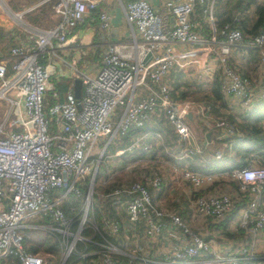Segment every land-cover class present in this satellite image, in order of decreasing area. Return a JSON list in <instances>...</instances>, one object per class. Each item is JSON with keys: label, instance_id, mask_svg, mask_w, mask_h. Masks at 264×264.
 <instances>
[{"label": "built area", "instance_id": "1", "mask_svg": "<svg viewBox=\"0 0 264 264\" xmlns=\"http://www.w3.org/2000/svg\"><path fill=\"white\" fill-rule=\"evenodd\" d=\"M99 1L57 0L52 5L59 17L57 22L39 32L22 22L23 13L33 7L9 15L14 23L11 28L15 29L11 31L14 44L6 55H0L3 113L0 116V264H258L254 261L261 260L264 264V253L254 248L255 236L264 234V158L261 162L249 159L243 167L216 175L171 167L167 179L157 169L163 166L158 160H130L119 170L109 172L103 156L107 144L130 128L142 127L154 110L163 112L178 141L191 146L179 150L180 157L200 152L193 146L187 115L201 117L203 123L212 122L204 107L174 100L165 86L160 94L151 90L137 98L136 89L142 87L147 91L172 66L181 71L190 67L208 80L218 77L220 93L231 98L227 107H232L230 102L235 101L240 111H234L239 116H244L257 103L264 105V27L254 33H243L224 24L215 31L212 7L217 0H165L156 13L146 0H126L124 4L118 0L123 6L128 38L107 43L96 73L89 76L68 65L60 52L67 45V35L78 23L87 16L94 19L91 15ZM203 4V12L208 15V37L200 33L197 21L191 18L196 6ZM110 18L109 11H99L96 15L99 28H109ZM248 50H254L257 55L252 77L242 74L240 66L230 59L233 51H237L236 57L243 55V58ZM60 66L73 69L72 74L80 80L78 110L72 87L65 90L62 99H57L53 92L55 101L43 110L45 94L53 89L49 78L53 76L57 80L62 75ZM117 107L121 108L120 112ZM100 137L105 139L103 148L90 159V150ZM142 137L137 134L130 138L114 156L138 148ZM219 156L217 153L216 157ZM119 173L128 179V184L115 185L105 194H96L101 199L109 197L116 212L123 209L126 224L118 217H111L108 209L98 205L93 196L97 175L98 184L110 185ZM168 181L185 186L183 192L189 211L201 219L220 218L231 210L234 200L242 203L236 211L234 229L242 232L244 240L236 253H222L215 243L216 236L210 238L209 233L206 238L190 231L181 214L166 212L157 205L155 197L165 191ZM220 182L233 183V193L209 192L214 183ZM69 195L78 205L74 228L73 216L67 218L61 209ZM240 199L243 201L239 202ZM95 208L100 226L93 219ZM41 216L46 224L26 223L29 218ZM164 226L180 229L188 237L187 243L170 249L164 241L168 248L161 255H148L147 248L138 255L128 253L127 242L131 245L142 236L145 243H152L153 238L163 242ZM24 227L48 231L58 245L57 255L27 251L23 235L17 231ZM138 229L139 235L134 232ZM99 230L114 240H122L123 247L104 239L103 243H97L99 249L76 251L77 243H93L92 236ZM203 252L210 257L193 259ZM71 253L76 255L75 263L68 261ZM120 256L127 257V261Z\"/></svg>", "mask_w": 264, "mask_h": 264}, {"label": "crops", "instance_id": "2", "mask_svg": "<svg viewBox=\"0 0 264 264\" xmlns=\"http://www.w3.org/2000/svg\"><path fill=\"white\" fill-rule=\"evenodd\" d=\"M36 1H39V0H19L21 5L17 6L15 4V6H17V8L16 7L11 8L9 4H8V7H10L11 10H9L7 7H5V8L8 11H11L12 14L18 13L19 10H21V9H23V10H21L20 12L23 13L26 9L32 8L34 5H31V4L35 3ZM125 1L126 0H122V3L124 4ZM146 1L152 6L153 10L159 11L165 0H146ZM0 2H1V0H0ZM40 3H41V1L37 2V5H39ZM37 5H35V6H37ZM222 6H223V2H221V4H219V3L216 4V2H215V4H213L212 16L214 17L215 20H217L218 17H220V13L223 9ZM204 8H205L204 4L201 6L197 5L196 8L194 9L193 13L191 14V18L193 21H197L198 30L200 31V33H202L204 35V37H208L209 36V28L207 25L208 15H207V13L203 12ZM15 9L17 11H15ZM101 10H107V11H109V13L111 15L109 28H107L105 30L99 28L97 22L94 19L91 20L87 16V17H85L83 22L77 24L78 26L81 25L79 28L76 29L75 28L77 26L76 25L74 27L75 29L73 28L71 30L70 34L67 35V39H66L67 45L60 52L61 58L64 61L68 62V65L72 64L73 68L80 70V71H85V72H87V74L89 76L90 75L93 76L96 73V71L99 67V64H100L101 55L105 52L107 43L114 41V40L119 41V40H125L128 38L126 26H125L126 24H125L124 16H123V6L121 5V3L118 0H101L98 2L97 6L95 8V12L91 15V17H95V15H97V13ZM41 11L40 10L36 11V9H32L30 11V13H27V12L23 13V15H22V19L24 16V19L22 21L23 24H25L29 29H32V30L37 31V32H39L42 29H48V28L54 26L59 17L56 13H54L53 9L50 10L52 12L50 13L49 16H46L45 14H43V17L40 18L43 20L44 19L47 20V22L45 23L46 26H44V25L41 26V24L38 25V23L40 22L38 15L40 14ZM169 21H170V16H169ZM0 25L5 27V28H8V29L13 28V25H14L9 14L3 12L1 9H0ZM111 28H115L113 32H112ZM111 33H113L114 35H112ZM100 34L104 35V41H101V39L99 37ZM0 40H1V42H0V55H6L8 53L9 47H11L10 45L12 44L11 43L12 39H10L9 34H7L5 36H2V38ZM79 54H80V59H78ZM79 60L81 61L82 69H79L76 66L78 64V62H80ZM234 61L236 63H238L241 70H243L245 68V65L243 63V59L241 57L237 56L236 59H234ZM254 70H255V68H254ZM254 70L252 69V74H253ZM72 71H73V69L70 70V68L64 69L63 67H60L59 73H60V75L62 74L61 76H64L66 78H71L73 81V79L76 77H74V75L72 74ZM245 72H244V74H246ZM191 74H193V75L196 74L197 80H205L208 83V85H206L204 87H201V88L197 87V90L200 89V91H203L207 87H209V89H208L209 91L207 94L210 95L211 94L210 93L211 84L214 82V80L216 78L214 77L212 80H208L200 72H197L193 69L190 70V75ZM184 75H185V73H183V71L178 70L174 66H172L171 69L169 70V72L167 73V75L163 79H161L160 81L153 83V85H150L151 88L147 89V91L143 90L142 87L139 90L136 89L137 98L139 96H142V97L146 96V94L151 90H153L156 94H160L161 87L165 86L168 89L169 94L171 95V97L174 100L194 102V104L196 106L204 107L206 109L207 115L212 117V119L214 120L213 114H211L210 106L201 97H197L194 99H185L182 97H179V98L176 97V88H177L176 85H178V84L175 83L174 76L181 77ZM51 85H53V84L50 81L49 86H51ZM70 87H72V83H71ZM182 92H184V91H182ZM218 92H219V96H220V100L222 102V105H225L227 108L224 110V112L225 111H227V112H229V111L239 112L240 111V108L236 104L235 101H231L230 104L232 105V107L228 108L227 107L228 100L231 98L228 96L222 95L219 91V88H218ZM62 97H63V93H62L61 99H62ZM135 98H136V96H135ZM120 111H121V108L117 107V112H120ZM163 115L164 114L162 111L154 110L152 113H150L148 115L149 118L143 123V125L141 127V128L146 129V130H143L141 132L132 133L131 136L129 137V139L136 136L137 134L143 135L142 139H144L148 136H151V135H155L157 137H161V136L163 137V135L165 133V128H164V126L161 125L163 123L165 125V127L168 129L167 132L169 131L168 133H169V135H171V138H172L171 143L174 146V142H175V146L179 147L177 149V151L169 150V147L168 148L163 147L164 148L163 151L168 156H170L173 160L178 161L179 159L184 157L183 155L181 157L179 156V154H178L179 150L184 148V146H185V148H188V149L191 148V146L188 143L186 145V144H183V142H180L177 140V136H176L175 131L171 127L170 123H168V121L163 117ZM195 117H198V116H193V117L187 118L188 124L189 123L193 124V121H195ZM200 120H201V117H198L197 122L203 123ZM218 127L216 126L215 128L208 129V130L204 129V131H207V132L205 133L204 137L201 140L195 139V137L193 136V142H194L193 146H197L199 151H200L199 153L193 152V153H195V155L201 154V153H203V155H204V154L208 153V148H211L212 149L211 151L213 152L212 154H214L213 157H215V159H217V160H219L221 158L220 151L216 150V147L219 144L218 140H221V139H219L220 138L219 134L221 132L220 125H218ZM211 131H215V133L212 134V136L210 134ZM124 145H126V144H124ZM140 147H141V141H140ZM122 148H119V149H122ZM119 149H117V150H119ZM138 150H136V151H138ZM217 153H220L219 158L216 157ZM126 154H128V153H126ZM113 156H114V154H113ZM190 156H193V154ZM116 158H118V157H116ZM140 159H148L151 161H153V160L160 161V163L163 164V166H164L163 169H166V173H162L163 177H166L167 179L170 176V168L171 167L185 168V169H188L192 172L203 174V175L204 174L216 175L219 173H224V172L230 171L228 169V170H224V171H221L218 173H201V172L193 171L184 165L179 164L180 166H175L171 161H169L166 158L162 159L160 157H152V158L141 157ZM208 190H209V192L220 191V190L224 191V190H226V185H224L223 183H220L219 185L217 183H214L212 185V187H210ZM233 190L234 189L232 188V192H233ZM160 197L161 196L158 197V200ZM241 204L242 203H238L237 200H234L233 205L231 207V210L228 213H226L225 215H223V217H221V219H212V218L201 219L198 216L190 213L186 204L184 206H182L178 203H173L172 204L173 209H171V210L177 211L178 209H180L179 211L181 212V217H183L187 227L192 226L193 230H196V232L201 231L202 233H204L203 237L207 238V234H209V233L211 234L210 238L216 236L215 243L221 249L222 253L234 254V253H236V251L238 249L239 243L243 242V240H244L242 232L241 231H235V229H234V225H235V222L237 219L236 211L240 208ZM157 205L160 206L158 204V202H157ZM165 211L167 212L168 210H165ZM187 212L190 213V216L187 214ZM232 212H235V213L233 214L232 217H229L230 213H232ZM228 217H229V219H228ZM165 219H167V218H165ZM225 219H228L226 229L228 231H230V234L235 233V235H232L231 237L224 235L223 233H221L219 231V228H216L217 227L216 225L218 224L220 226L221 223ZM162 235L164 237L162 239L163 242L157 241V243H153L151 245H149L151 242L144 244V248L148 249V252H147L148 255H161V253L163 251L158 250V248H160L161 246L162 247L165 246L164 241H167V243H169V241H170V243H172V245H173L171 247H180V248L183 247L188 241V237L186 235H184V233H182L180 229H173L172 227L166 228L163 231ZM25 247H26V249L28 248L27 245H25ZM254 248H255V251H257L258 253H264V234L263 233H259L255 236ZM29 252H31V251H29ZM33 253H37V252H33ZM199 256L201 258H209L210 254L200 253ZM156 258H159V257L156 256Z\"/></svg>", "mask_w": 264, "mask_h": 264}, {"label": "trees", "instance_id": "3", "mask_svg": "<svg viewBox=\"0 0 264 264\" xmlns=\"http://www.w3.org/2000/svg\"><path fill=\"white\" fill-rule=\"evenodd\" d=\"M223 2V9L220 13V17L215 21V31H219L221 27L224 24H229L233 28H237L238 30L242 31L243 33H254L256 32L260 27H264V2H257L255 0H217L216 4L219 3L221 4ZM43 4V3H42ZM51 7V6H50ZM39 10H42L40 14H45L46 16H49L52 11H46V6L41 5L39 7ZM15 29L11 28H5L0 25V39L2 36H5L9 34L12 46L14 44V35H11V31ZM17 35V34H15ZM1 42V40H0ZM237 51H233L231 55V62L238 64L234 61L236 59V53ZM241 57V56H240ZM243 63L245 65V68H249V70H254L256 67V52L254 50H248L247 55L242 58ZM243 69V68H242ZM246 70H241L242 74H244ZM246 73V72H245ZM246 75V74H245ZM216 79L214 82L211 84L210 88V95L205 94L197 97H201L205 102L208 103L210 106L211 114L217 115L220 111H222L221 103L218 105V100L220 98L219 92H218V86H219V79L218 77H215ZM217 80V81H216ZM72 79L71 78H66L64 76H60L57 78L55 84H54V89L56 90L57 94V99H61L62 93L65 91L64 89L67 86H71ZM51 92V91H47ZM182 96H185L184 93ZM52 97V95H51ZM196 97V98H197ZM52 99V98H51ZM260 105L259 108L254 109L251 107L249 110H247L244 113V116H241L243 119V122H236L239 115H237L235 112L229 111L230 113L227 117L231 123H235L236 129L241 131V133L244 135L241 141H236L234 142L230 148H226L224 151L221 152V160L215 159L213 152L206 153L203 155L201 154H194L193 156H184L183 158L179 159L178 161L173 160L170 156H168L164 151L163 148L159 146V148L162 151V155L164 158L168 159L171 161L175 166H180L184 165L188 167L189 169L201 173H218L224 170H231L233 168H238V167H243L249 159L255 158L257 161H262V158H264V131L260 130V123L261 121L264 120V105L257 103ZM225 110V109H224ZM234 114V115H233ZM255 114H260V115H255ZM165 129V125H163ZM143 130H146L144 128H130L128 131L125 132L124 135H120L114 142L116 141H123L122 144H128L129 143V137L131 136L132 133L135 132H141ZM235 132L234 136L235 137ZM113 142V143H114ZM172 147H169V150H174L177 151L179 147L174 146L171 143ZM125 147V146H124ZM140 149V147H139ZM133 150H138V148L133 149ZM117 151V150H116ZM230 152L229 157L226 155L227 152ZM130 153V152H129ZM128 153V154H129ZM253 156H249V155ZM126 155V153L122 154L121 157ZM180 164V165H179ZM115 187V183L110 184V185H101L98 184L97 189L95 190L94 197L97 200L98 205H102L106 207L110 213L111 217H116V210L113 209L112 201L110 200L109 197H105L101 199L98 197L96 193H107L109 192L112 188ZM95 189V188H94ZM70 196V195H69ZM160 196V193L156 195V199ZM243 201L242 199L239 200V202ZM173 204V203H172ZM112 205V206H111ZM185 205V203H184ZM61 209L64 212L65 216L67 218H71L73 216V228L76 226V218L74 216V213L78 210V205H77V200H74L73 197L70 198L68 197L67 201H63L61 204ZM182 209V208H181ZM180 209L177 210L179 214L181 212L179 211ZM235 212L230 213L229 217H232ZM223 217V216H222ZM228 217V219H229ZM125 218V215H124ZM182 220L184 221L183 217H181ZM227 218V217H226ZM93 219L96 221V223L100 226L99 224V214L97 213V209L95 208L94 213H93ZM217 219H221L217 218ZM225 219L221 225L219 226L218 224L216 225V228H219V231L223 233L226 236L231 237L232 235H235V233H231L226 229L227 226V220ZM126 222V219H125ZM185 222V221H184ZM123 223V221H122ZM182 232V231H181ZM84 234L87 235L86 231L83 232ZM183 233V232H182ZM93 238V243H77L76 244V251H90L94 249H99V246L97 243H103V240L106 239L107 241L111 242L113 245L118 246L120 248L123 247L122 245V240H114L112 236H106L103 232L99 230V232H96L92 236ZM51 242H52V248H50V252L53 253V255H57L58 250L57 247L58 245L53 241V238L50 236ZM24 240V239H23ZM48 241V240H47ZM49 242V241H48ZM57 245V246H56ZM24 246V244H23ZM26 249V247L24 246ZM36 247L28 246L26 250L31 251V252H36ZM204 253V252H203ZM119 255V254H115ZM135 255H138V252H136ZM118 257V256H116ZM121 258L125 259L127 261V257L125 256H120ZM201 258L199 255L193 256V259ZM71 260V263H75L77 261L76 255L74 253H71L68 261ZM258 264H262L263 261H254Z\"/></svg>", "mask_w": 264, "mask_h": 264}, {"label": "rangeland", "instance_id": "4", "mask_svg": "<svg viewBox=\"0 0 264 264\" xmlns=\"http://www.w3.org/2000/svg\"><path fill=\"white\" fill-rule=\"evenodd\" d=\"M7 1L6 0H1L0 9L3 12L8 13L9 15H10V13L12 14V12L8 11L5 7H7L9 10H11L12 7H16L17 8V6L21 5L19 0H7ZM40 1H41V3L39 5H37V2H40ZM56 1L57 0H39V1H36L35 3H33L31 5H34V6L37 5L35 7L33 6V8H32V9H36V11H37V10H39V7L41 5L45 4L46 11H50V10H52V5ZM255 1H257L258 3L259 2H264V0H255ZM8 4L10 5L11 8L8 7ZM15 4L17 6H15ZM21 10H23V9H21ZM21 10H19V12ZM31 10L27 11V13H30ZM15 11H17V10L15 9ZM153 12L156 13L155 10H153ZM42 17H43V14H39L38 15L39 19L42 18ZM23 19H24V16H23ZM94 19L97 22L96 15H95ZM46 22H47V20L40 19V22L38 23V25L41 24V26H43V25L46 26L45 25ZM97 24H98V22H97ZM80 26L81 25H79V26L77 25L75 28L77 29ZM114 29L115 28H111L112 32L114 31ZM111 34L114 35L113 33H111ZM99 37H100L101 41H104V35L100 34ZM234 54L236 55L237 53H234ZM240 56L242 57L243 55H240ZM78 59H80V54H79ZM256 63H257V55H256ZM76 66L79 69H82L81 61L78 62V64ZM190 70H192V69L190 67H188V69L183 71V73H185L184 76H181V77L174 76V81H175L176 84H178V85H176L177 86V88H176V97L177 98L182 97V98H185V99H194L197 96H201V95L207 94L208 91H209L208 90L209 87H207L203 91H200V89L197 90V87H200V88L204 87V86L208 85V83L205 80H197L196 79L197 78L196 74H194V75L191 74L190 75ZM244 70H246V74L247 75L252 77V70H249V68H244ZM49 80L52 82L53 89H54V84H55L56 80L54 79L53 76H50ZM67 88H69V86H67L64 90H66ZM53 91L56 92V90H53ZM182 91H184V92H182ZM52 93L53 92L51 91V92H48V93L45 94V97H44V100H43V110L47 107V105H51L55 101L54 99H51L52 98L51 97ZM183 93H184L185 96H182ZM220 103H221V107L223 109L217 115H213L214 120L212 122H205V123H201L200 122V123H198L197 122L198 117H195V121H193V124L189 123L190 124L189 127H190V131L192 133V136H194L195 139H200L201 140L204 137L205 133L207 132V131H204V129H207V130L208 129H213V128H215L217 126V125H215V123L222 122L223 124L220 125L221 132L219 134V137H220L219 139H221V140L217 139L219 141V144L216 147V150H219L220 153H221L226 148L229 149L230 146L234 142L241 141L242 138L244 137V135L241 133V131L236 129L235 123H231L229 121L227 116L230 113H228L227 111L224 112V109H227V108H226L225 105H222V102H221V100L219 98L217 104L220 105ZM0 107H1V104H0ZM259 107H260V105L256 104L254 106V109H257ZM2 115H3V113H2V111H0V116H2ZM255 115H260V114H255ZM237 117H238L237 119H239V120H236V122H240V123L243 122V120H242L243 118L241 116H237ZM51 124L52 123L50 122L49 126ZM161 125L163 126L164 124L162 123ZM167 130L168 129H165V133H164L163 137L162 136L161 137H157L155 135H151V136H148V137L140 140L141 141V147H140V143H139L140 149L138 147V149H139L138 151L132 150V151H130L129 154H126L123 157L120 156V157L116 158V157L113 156V154L116 152L117 149L122 148L123 146H126V145L122 144L123 141H116L114 143L107 144L106 147L103 150V156H104V161H105V163L107 165L108 171L109 172H113V171L119 170L121 168V166L126 163V161L140 159L141 157H148V158L160 157V158L164 159V157L162 155V151L159 148V146L162 147V148L163 147H165V148L172 147L171 146L172 138H171V135H169V133H168L169 131L167 132ZM260 130L264 131V120L261 121V123H260ZM234 132L236 134L235 137H233L234 136ZM214 133H215V131H211L210 132L211 136ZM104 143H105V139L103 137H100L97 141H95V143L92 146V148L90 150V153H89V158L90 159H93L101 151V149L103 148ZM211 150H212L211 148H208V153L212 152ZM226 155L229 157L230 152L228 151ZM103 168H104V166L101 164L100 169H103ZM163 168H164V166L162 168L159 167V166L157 167L159 172L166 173V169H163ZM119 174H121V173H119ZM95 179H96V183H95V190H96L97 186H98V181L100 180V177L97 175V178L95 177ZM113 183H115V185H122V184H128L129 182H128V179L125 178L123 176V174H121L116 179H114L112 184ZM168 183L169 184H167L166 187H164L165 191L163 192V190H164L163 189L160 192L161 193V197L159 198V200H157V202H158V204L160 205L161 208H163L165 210L172 211L171 210V209H173L172 208L173 207L172 203H178V204L184 206V203L186 202V198L184 196L185 194L183 192L184 191L183 188H185V186H182V184H171L169 181H168ZM220 183H217V184L219 185ZM223 184L226 185V190H224V191H222V190L213 191V192H215V193H218V192H230V193H233L232 192V188L235 189V185L233 183H229V184L228 183H223ZM181 194L183 196H181ZM69 197L72 198V195H70ZM175 198H177L178 201L174 200ZM186 206L188 208L187 202H186ZM187 214L190 216L189 212H187ZM124 215L125 214H124L123 209L119 208L117 210V212H116V217H118L121 222L123 221V223L126 224V222H125L126 217L124 218ZM26 223H28V224H35V223L46 224V220L44 219L43 216H41L40 218H37V217L36 218H29L26 221ZM165 228H166V226H164L162 231H164ZM189 230L194 232V233H201L202 236L204 235V233H202V232H199V231L196 232V230H193L192 226L189 227ZM17 231L20 232L23 235V238H24L23 244H24V246L27 245V246L36 247L37 248L36 252L39 253V254L48 253V254L53 255V253L50 252V250H51L50 248H52L53 245H52V242H51L50 235H49L48 231H46V230H44L42 228L27 229L25 227L24 228H18ZM134 232H135V234L139 235L140 229H138V231L135 230ZM135 242H136V245L134 246ZM145 242H147V241L145 240V238L143 236L140 237L139 239H134L132 241L131 245H130L129 242H127L126 248L128 249V253L135 255V252H138V253L141 254L143 252V250H144ZM153 243H157L156 238H153L152 239V243H150L149 245H151ZM169 243H170V241H169ZM170 244H169V247L171 249V246H173V245H172V243H170ZM132 247L134 249H131ZM167 248L168 247H166V246H164V247L161 246L159 249L164 251V252H167ZM57 250L59 252L58 247H57ZM125 251H126V249H125Z\"/></svg>", "mask_w": 264, "mask_h": 264}, {"label": "water", "instance_id": "5", "mask_svg": "<svg viewBox=\"0 0 264 264\" xmlns=\"http://www.w3.org/2000/svg\"><path fill=\"white\" fill-rule=\"evenodd\" d=\"M149 56V53L145 58ZM80 80L78 78H74L72 81V90H73V95L75 97V106L76 109L78 110L80 108L79 106V97H80ZM187 118H190V115H187Z\"/></svg>", "mask_w": 264, "mask_h": 264}]
</instances>
